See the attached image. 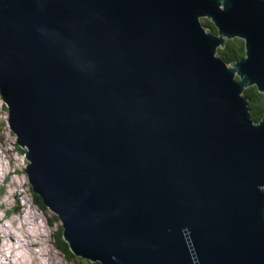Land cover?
Returning a JSON list of instances; mask_svg holds the SVG:
<instances>
[{
    "label": "water",
    "instance_id": "water-1",
    "mask_svg": "<svg viewBox=\"0 0 264 264\" xmlns=\"http://www.w3.org/2000/svg\"><path fill=\"white\" fill-rule=\"evenodd\" d=\"M235 36L226 64L215 50ZM251 84L264 97V0H0L7 122L84 259L264 264Z\"/></svg>",
    "mask_w": 264,
    "mask_h": 264
},
{
    "label": "rangeland",
    "instance_id": "rangeland-1",
    "mask_svg": "<svg viewBox=\"0 0 264 264\" xmlns=\"http://www.w3.org/2000/svg\"><path fill=\"white\" fill-rule=\"evenodd\" d=\"M24 152L0 96V264H91L75 259L77 254L68 259L55 246L61 221L46 205L40 210L34 203Z\"/></svg>",
    "mask_w": 264,
    "mask_h": 264
},
{
    "label": "trees",
    "instance_id": "trees-1",
    "mask_svg": "<svg viewBox=\"0 0 264 264\" xmlns=\"http://www.w3.org/2000/svg\"><path fill=\"white\" fill-rule=\"evenodd\" d=\"M198 20L204 29L210 31L211 33L216 32V27L209 18L202 16V17H199ZM215 55L220 57L226 64H231L232 62L236 61L237 59H239L241 56L244 55V40H243V38L235 36V37L225 39L223 44L216 48ZM234 79L237 80V76H234ZM241 95L246 98L248 115H249L250 119L252 120V122H257L261 118V116L264 114L263 93L258 91L254 84H251V85H248L242 89ZM17 146H19V145L17 144ZM19 148H21L23 150L25 149L24 147H20V146H19ZM262 189L264 190V188H262ZM32 194H33V201L37 205V207L40 210L45 209L46 207L43 204V202L41 201V198L39 197V195L36 194L35 192H33ZM54 219L56 220L57 218H54ZM57 230L60 232L57 231V233H55L53 235L55 246L59 250L62 251V254L64 257H66L68 259L74 258L75 256L73 255L72 251L68 248L67 243H65L66 241L62 237L61 222H60V227ZM63 240L65 242H63ZM66 246H67V248H66ZM75 259L85 260L84 258H82L80 256H78V258H75ZM86 261L91 263V264H101L97 260L91 261L89 259H86Z\"/></svg>",
    "mask_w": 264,
    "mask_h": 264
},
{
    "label": "clouds",
    "instance_id": "clouds-1",
    "mask_svg": "<svg viewBox=\"0 0 264 264\" xmlns=\"http://www.w3.org/2000/svg\"><path fill=\"white\" fill-rule=\"evenodd\" d=\"M206 30V29H205Z\"/></svg>",
    "mask_w": 264,
    "mask_h": 264
}]
</instances>
